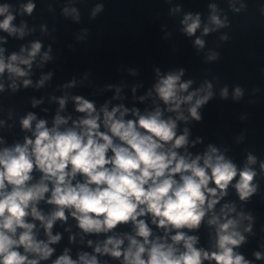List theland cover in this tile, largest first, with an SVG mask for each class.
Instances as JSON below:
<instances>
[{
	"label": "water",
	"instance_id": "95a60500",
	"mask_svg": "<svg viewBox=\"0 0 264 264\" xmlns=\"http://www.w3.org/2000/svg\"><path fill=\"white\" fill-rule=\"evenodd\" d=\"M28 3L35 5L30 14L23 11ZM3 5H8L15 17L13 26L23 28V35L0 29L3 50L0 56L5 63L13 54L27 59L34 43H40L41 48L30 66L15 62L25 76L9 73L7 69L0 74L3 86L0 152L17 144L23 146L26 138L34 140L35 125L40 120L46 121V127L51 129L59 115L67 120L58 126V130L64 131L73 128L74 122L87 118V113L77 111L75 97L93 103L96 110L93 115L99 114L102 132H107L103 125L105 107L108 111L127 109L125 121L138 120L139 115L146 116L159 108L162 119L176 121L177 136L188 130L187 144L175 149L178 155L190 159L197 155L203 157L212 146L218 155L236 166L237 176L214 208L206 211L198 228H170L166 232L152 223L151 214L138 217L151 230L149 241L159 237L158 242L172 244L171 237L183 231L197 238L195 248L209 254L217 252V225L209 224L215 215L220 223L226 218L238 221L235 230L245 239L233 251L251 264H264V258L257 260L254 255L259 252L264 257V168L261 167L264 164V0H0V6ZM189 15L193 19L199 16L200 21L192 35L185 31L187 25L183 22ZM213 15L220 19L222 27L212 22ZM3 18L0 16V20ZM205 27L209 29L207 34ZM197 39L203 41V47L196 45ZM212 56L215 58L210 59ZM181 70L183 75L178 83L191 81V84L186 92L179 94L197 92V96L191 103L181 104L179 110L168 111L169 105L160 99L155 86L161 78ZM25 80L31 83L25 86ZM225 88L226 98L221 95ZM236 88L242 92L238 98ZM209 91L212 96L198 109L201 119L197 121L188 109ZM61 99L65 101L63 108ZM29 114L35 119L25 129L22 120ZM180 114L186 119H177ZM116 118H120V112ZM114 143H120L118 138H114ZM112 155L109 149L108 156ZM249 155L255 157V163L249 164ZM245 167L256 173L252 181L255 192L241 200L235 184ZM31 175L30 185L38 183L43 173L34 168ZM84 179L80 174L76 177L80 182ZM175 179L179 180V174ZM46 183L50 191L36 207L49 217L56 206L47 203L52 183ZM209 187L216 186L210 183ZM226 204L235 210H225V217L221 209ZM28 211L25 221L35 225L34 238L48 243L53 252L47 259H40L35 253H25L23 246L14 250L27 255L29 260L36 259L38 264H54L65 253L78 264H82L79 256L85 253L89 258L95 256L97 264H125L123 252L129 246L127 237L143 243L131 221L107 232H85L70 214L73 209H65L66 220L57 219L53 223L51 234L59 235L60 239L49 243L43 223L31 216V207ZM249 226L251 231H245ZM22 231L17 229L16 238ZM109 237L123 240L122 255L118 258L103 252ZM175 246L184 251L183 242ZM97 247L101 252L95 251ZM142 258L147 259V253ZM202 264L216 262L202 260Z\"/></svg>",
	"mask_w": 264,
	"mask_h": 264
},
{
	"label": "clouds",
	"instance_id": "9594fccd",
	"mask_svg": "<svg viewBox=\"0 0 264 264\" xmlns=\"http://www.w3.org/2000/svg\"><path fill=\"white\" fill-rule=\"evenodd\" d=\"M34 7V4L28 3L23 6V11L30 14ZM0 16L4 17L0 20V29L9 34L19 32L23 35V28L13 26L15 17L8 5L0 6ZM189 20H192L190 24ZM211 20L218 27L223 26L217 16L213 15ZM183 22L189 35L194 34L200 24L199 16L193 19L191 15L186 16ZM204 32L207 34L209 29L205 27ZM195 43L203 47L202 40L197 39ZM40 48V43H34L27 59L13 54L8 63L0 56V74L7 69L9 73L25 76L26 73L15 62L30 66ZM182 75L183 70L170 73L155 86L160 99L169 105L168 111L179 110L181 104L191 103L193 97L197 96V92L186 96L179 94L186 92L191 84V81L178 83ZM30 83L24 81L25 86ZM207 87L210 89L211 85ZM2 88L0 85V90ZM221 95L227 97L226 88ZM241 95V89L236 88L235 97ZM211 96L209 91L195 100L188 109L193 119H201L198 109ZM75 99L77 111L87 113V118L74 122L73 128L58 130L59 125L67 123L59 115L51 129L46 127V121L40 120L35 125L34 140L26 138L23 146L17 144L13 149L0 152V264H38L36 259L29 260L27 255L14 250L19 246H23L25 253H35L40 259H47L52 254L53 249L48 243L34 238L35 225L25 221L30 207L31 216L43 223L49 243L60 239L59 235L51 234V228L57 219L66 220L65 209H73L70 214L85 232H107L118 224L131 221L135 225L136 235L143 238V243L132 236L127 237L129 246L123 252L125 264H202V260H214L216 264H251L243 255L233 251L245 239L235 230L238 225L235 219L226 218L225 222L220 223L219 218L213 215L209 220V224L217 225L218 237V251L211 254L195 248L197 238L187 236L183 231H177L171 237L172 244L158 242L159 237L149 241L150 228L143 219L138 220V217L151 214L152 223L166 232L170 228H198L206 211L214 208L237 176V168L230 160L218 155V150L212 146L203 157L197 155L190 159L178 155L175 149L187 144L188 130L177 136L176 121L162 119L159 108L146 116L139 115L138 120L125 121L123 117L127 109L120 111V108H113L108 111L105 107L102 109L103 125L107 132H102L99 130V114L93 115L96 111L93 103L82 97ZM59 103L63 108L65 101L61 99ZM117 112H120V118H116ZM34 119L35 116L29 114L22 120L23 127L29 129ZM177 119L186 117L180 114ZM114 138H118L120 143H114ZM109 149L112 156H108ZM248 162L255 163V157L249 155ZM261 167L264 168V164ZM34 168L43 176L38 183L30 185L28 182L32 179ZM78 174L85 178L83 182L76 180ZM177 174L179 180L175 179ZM255 175L248 167L239 172L235 188L241 200H246L255 192L252 184ZM46 181L52 183L51 197L47 203L56 206L49 217L42 215L36 207L50 191ZM210 183L216 187H209ZM225 210L230 212L235 209L224 205L221 215L226 217ZM18 228L24 231L16 238ZM245 231H251V226ZM181 242L184 248L182 252L175 246ZM122 244V239L109 237L104 243L103 252L118 258L122 255ZM149 244L151 246L146 248ZM95 251L99 253L101 248L97 247ZM145 253L147 259L142 258ZM254 255L257 260L264 258L259 252ZM79 261L82 264H97L96 257L89 258L86 253L79 256ZM54 264L78 262L65 253Z\"/></svg>",
	"mask_w": 264,
	"mask_h": 264
}]
</instances>
